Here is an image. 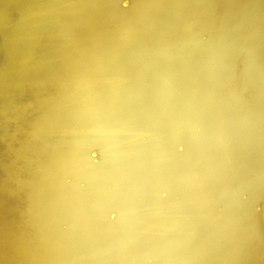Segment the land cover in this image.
Wrapping results in <instances>:
<instances>
[{
  "label": "bare ground",
  "instance_id": "6f19581e",
  "mask_svg": "<svg viewBox=\"0 0 264 264\" xmlns=\"http://www.w3.org/2000/svg\"><path fill=\"white\" fill-rule=\"evenodd\" d=\"M0 264H264V0H0Z\"/></svg>",
  "mask_w": 264,
  "mask_h": 264
}]
</instances>
